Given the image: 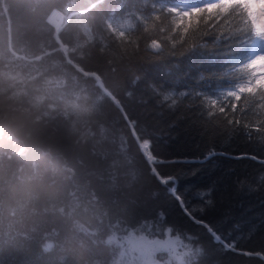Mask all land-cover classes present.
Returning a JSON list of instances; mask_svg holds the SVG:
<instances>
[{"label": "trees", "instance_id": "trees-1", "mask_svg": "<svg viewBox=\"0 0 264 264\" xmlns=\"http://www.w3.org/2000/svg\"><path fill=\"white\" fill-rule=\"evenodd\" d=\"M185 13L187 34L177 27ZM256 37L244 0H0V264H117V235L168 232L188 246L184 264H260L236 253L264 249V165L156 159L264 156ZM249 85L257 90L240 91ZM165 176L227 239L258 234L222 251L167 194Z\"/></svg>", "mask_w": 264, "mask_h": 264}, {"label": "snow or ice", "instance_id": "snow-or-ice-1", "mask_svg": "<svg viewBox=\"0 0 264 264\" xmlns=\"http://www.w3.org/2000/svg\"><path fill=\"white\" fill-rule=\"evenodd\" d=\"M219 7H220L219 4L209 5V6H207L206 9H195L193 11L198 14V13L203 12L205 10L211 12V11L216 10ZM197 22H198V20H197ZM192 23H193V14L192 13H185L177 20V27L182 28L183 32L185 34H187V32L191 29ZM154 43H155L156 47H160L159 42H154ZM257 87L258 86H256V85L242 86L240 91L241 92L256 91ZM172 95L174 96L175 94H172ZM186 95H187L186 92L180 94L181 97L186 96ZM231 96L237 97L238 99H242V97L240 96L239 93H231ZM163 98L165 101H169L168 95H165ZM177 103L178 102L175 99H173L171 101L173 109H175V107L177 106ZM213 106H215V102H214ZM237 107H239V105H237ZM219 111L221 113H224L227 111V109H225L221 105L219 108ZM232 123L235 125L236 121L233 120ZM260 128H261L260 124H253V130L258 133V138L260 139L261 144L264 145V134H260ZM248 138L251 139V133H249ZM149 148L151 149V140H149ZM153 155H155V154L153 153ZM221 155L228 157L229 159H234V160L251 159V160L257 161L261 165H264V156H262V155H256V154L251 153V152H241L238 154H232V153H228V152H217L214 149H210L207 152H205L202 158H195V159L173 158L171 161H164L163 159H160L159 157H156V159L160 163H171V164L199 163V164H204V163H207L208 160H210L216 156H221ZM150 168H151V165H150ZM157 171H159V169H157ZM154 175H155V173H154ZM260 179L262 181H264V177H260ZM159 182L165 188L167 194L169 196H171V198L173 200H175L176 203L180 206V209L184 213L185 216H187L190 220H192L193 223H198L200 227H203L205 229H211V231L208 232V235L211 236L212 242L214 244H218L221 246L222 251H224V252L233 251V249L237 248V246L240 244V242L242 240L243 241L251 240L254 235L258 234L257 229L255 228V226H253V227H251V229L247 232V234L243 238L236 237L235 241H233L231 239H227L224 235H221L207 221L193 215V211H192L191 206L185 202V200L183 198V194L178 193V191H177V178L175 176H170V177L165 176L163 178V180H160ZM211 195H212L211 189H207L201 193L202 197L203 196L209 197L206 201H204V203L209 207L212 205ZM198 211H203V209H198ZM158 216L160 219H165L163 213H158ZM234 228L239 229L240 225H238V224L234 225ZM227 236L231 237L232 234L228 233ZM228 245H232V248H229ZM236 254L241 255V256H247L249 259L258 260L260 262V264H264V249L257 248L255 250H252V249L242 248V249H239Z\"/></svg>", "mask_w": 264, "mask_h": 264}, {"label": "rangeland", "instance_id": "rangeland-1", "mask_svg": "<svg viewBox=\"0 0 264 264\" xmlns=\"http://www.w3.org/2000/svg\"><path fill=\"white\" fill-rule=\"evenodd\" d=\"M244 1L249 4L257 30L253 62L264 79V0ZM49 19L59 27L63 20L62 12L54 10ZM117 244V264H184L190 255L188 246L178 235L170 232L164 237L156 238L117 235Z\"/></svg>", "mask_w": 264, "mask_h": 264}, {"label": "clouds", "instance_id": "clouds-1", "mask_svg": "<svg viewBox=\"0 0 264 264\" xmlns=\"http://www.w3.org/2000/svg\"><path fill=\"white\" fill-rule=\"evenodd\" d=\"M67 108L74 111H88V105L81 103L79 100H68L65 105Z\"/></svg>", "mask_w": 264, "mask_h": 264}, {"label": "bare ground", "instance_id": "bare-ground-1", "mask_svg": "<svg viewBox=\"0 0 264 264\" xmlns=\"http://www.w3.org/2000/svg\"><path fill=\"white\" fill-rule=\"evenodd\" d=\"M58 12H54V14H57Z\"/></svg>", "mask_w": 264, "mask_h": 264}]
</instances>
